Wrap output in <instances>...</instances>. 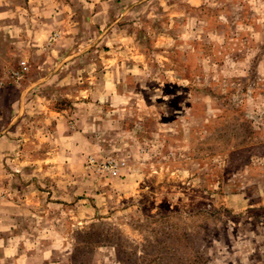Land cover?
<instances>
[{"label": "rangeland", "instance_id": "374dc122", "mask_svg": "<svg viewBox=\"0 0 264 264\" xmlns=\"http://www.w3.org/2000/svg\"><path fill=\"white\" fill-rule=\"evenodd\" d=\"M0 264H264V0H0Z\"/></svg>", "mask_w": 264, "mask_h": 264}]
</instances>
